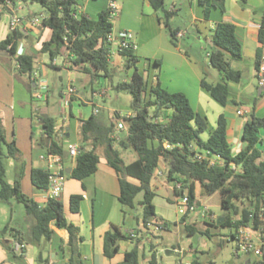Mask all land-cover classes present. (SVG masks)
Wrapping results in <instances>:
<instances>
[{
    "label": "trees",
    "instance_id": "1",
    "mask_svg": "<svg viewBox=\"0 0 264 264\" xmlns=\"http://www.w3.org/2000/svg\"><path fill=\"white\" fill-rule=\"evenodd\" d=\"M11 2L12 5L36 3L43 8L45 15L41 21V28L49 29L51 35L48 41L41 43L39 54H47L52 62L60 55L61 50L65 49L70 57L72 69L82 68L83 72L91 77L110 76L109 46L106 37L113 26L107 10L101 11L96 19H90L77 12L75 0H11ZM149 2L158 20L162 21L170 43L176 46L175 33L178 30L171 29L168 22L174 13L164 8L163 0ZM245 2L246 0H239L241 5ZM224 3L225 0H199V4L205 6V17H208L210 7H216L223 13ZM263 36L264 22L259 29L260 43H263ZM65 37L67 41L64 40ZM21 38L23 35L17 29L10 31L0 41V51L10 54L15 60L18 74L25 75L30 80L34 71L35 55L26 51L17 55L18 41ZM210 40L208 64L219 73L220 78L214 83H208L201 78L200 84L215 102L225 106L231 100L229 83H238L241 79V72L231 67V62L242 60L241 44L235 36L234 25L226 22L215 25ZM120 55L125 67L133 69V72L128 81L119 82L112 87L131 96L130 108L134 112V116L123 118V123L127 127V137L122 148L130 146L137 158L125 164L121 156V142L116 144L114 139L116 125L91 116L81 124L83 142L79 145L71 172H66L67 179L81 181L95 173L99 162L95 147L104 144L105 161L118 177V202L121 205L123 221L128 210H136L135 198L141 194L142 199L138 205L141 207L142 228L148 230L146 225L152 224L160 231L170 230L173 223L163 220L155 213L153 204L155 193L151 188L154 171L163 162L166 166V180L172 185L179 183L181 186L175 191L177 196L187 195L190 203H196L197 185L203 194H220L221 206L227 211L220 227L234 228L235 234H231V238L235 241L240 227L255 230L261 228L264 224V163L258 162V159L261 156L259 131L264 128V117L257 116L252 106L240 135L244 148L232 154L227 140V121L224 115H219L215 129L206 140H202L200 135L206 131L207 124L205 119L194 111L188 98L181 92L163 89L157 81L149 86L136 68L138 59L135 52L120 51ZM263 60L262 49H257L255 61L257 69ZM168 110L171 111V115L163 118L162 113ZM37 117L43 129L39 147L44 151L63 155L64 151L54 137L52 119ZM88 145H91L89 150ZM197 154L218 157L220 163L210 166L207 159L196 160ZM3 157L19 161L20 153L14 140L6 142L0 117V201L8 203L11 199L16 200L24 206L26 215L33 219L28 232L13 229L8 224L0 230V242L6 251L7 259L13 264H22V260L26 258L27 245L40 244L42 240L51 241L54 238L58 241L60 253L66 254L64 264H83L80 254L83 238L79 229L65 218L62 202L47 197L39 203L22 193L20 180L8 184L5 181ZM127 178L136 180L138 184L129 182ZM30 182L36 189L46 190L47 172L41 168H33ZM81 199V195L78 194L70 196L69 210L72 213L79 211ZM186 216H182V223L185 222ZM54 228L65 231L67 236L65 243L55 233ZM185 230L188 234L196 231L194 227L188 225H185ZM122 240L131 238L121 233L117 227L107 231L103 238L104 256L111 259L118 252L119 242ZM139 242L135 241L133 247L124 252L123 261L118 264H138L142 257ZM15 243L20 245L19 251H15ZM38 260L42 264H47V260H43L41 254ZM148 264H158L155 254H151ZM193 264L197 262L193 261ZM252 264H264V259L255 260Z\"/></svg>",
    "mask_w": 264,
    "mask_h": 264
},
{
    "label": "crops",
    "instance_id": "2",
    "mask_svg": "<svg viewBox=\"0 0 264 264\" xmlns=\"http://www.w3.org/2000/svg\"><path fill=\"white\" fill-rule=\"evenodd\" d=\"M80 1L82 7L76 2L77 12L90 19H96L101 11L107 10L109 3V0L102 1L99 5H96V0ZM173 1L179 2L180 7H188L190 26L195 29L198 34L196 36L197 41L203 40L208 47L210 45L208 41L210 40L211 32L217 23L226 22L235 27V36L241 44L242 60L231 62V67L241 72V79L238 83H229L231 100L227 102L225 106H221L215 102L201 87L200 82L202 76L200 74V66L196 64L186 51H181L179 39L185 37L186 30L180 27L173 29L184 32L183 37L176 38L177 45L173 46L170 41L167 40L165 27L162 21L158 20L149 0H121L120 3L117 2L120 9L116 15V19H113L115 23V26L112 24L113 31L129 30L134 34V39L137 43V51L135 54L138 59L136 68L138 65L145 62L147 63V67H152L155 73L154 77L148 80L149 86L154 85L157 81L163 89L169 92H181L188 98L194 111L206 121L207 129L200 135L202 140H206L210 132L215 129L219 115H224L227 121V140L230 144L232 154H236L244 148L240 135L243 124L246 122L252 110V106L257 116L264 117V86H260L258 83L257 67L255 64L257 49H262V53L264 54V36L263 43H260L258 39L260 25L264 22V0H246L244 5H241L239 0H225L224 12L222 13L216 7H210L208 17H205V6L200 5L199 0ZM174 2H172L169 9H167L174 13L173 16L177 14L176 3ZM26 6L27 4L16 3L12 5V9L2 7L0 11H4L8 14V23L12 13H15L20 18L21 25H19L17 30L23 35V38L19 39L18 46L22 47L24 52L34 53L33 74L37 73L45 78L47 90L43 100L37 102L34 98L36 82L33 74L30 80H28L26 76L25 80L15 79L14 74L15 71H17V66L14 58L7 52L0 51V117L4 127L5 140L6 142L14 140L17 148L24 137L27 138L29 142V134L32 131H37V134L41 137L43 135L42 126L40 124L39 129L33 128L31 126L32 118L35 117L40 123L37 116L43 118L49 117L53 121V127L58 128V132L54 134V137L64 151V147L68 143H73L78 146L82 144L81 124L83 121L91 116H96L100 119L99 115L101 109L98 101L100 99L106 100L109 98L107 93L108 79L103 76L91 77L87 73H84L82 68L72 69L69 62L70 57L64 49L61 50L59 55V57L63 59L61 65L57 63V57L52 62L50 61V64H45L38 51L41 43L49 40L51 32L49 29L41 28V25L36 27L29 26L30 19L34 17L32 12L29 11L28 13L20 15L17 13L18 11H23ZM137 8H139V13L136 12ZM41 15H45L44 10ZM113 21L111 19V23ZM7 26L8 30L5 32L4 38L10 32L9 25ZM1 37L2 30L0 31V38ZM110 49L109 65L111 72L115 67H125L124 60L117 50V47L113 45ZM208 52L209 48L205 50L207 59ZM154 61L157 63L155 64ZM206 65L209 66L208 63H206ZM56 71L65 74L66 86L71 84L76 88V95L68 105L62 104L60 99L65 89L64 86H61L57 96H55L52 90L53 81H55L53 80V73H56ZM54 76L56 79L55 74ZM155 76H157V78H155ZM77 79L85 83V86H83V89L86 91L85 96L82 95L79 87H77ZM93 83H95L96 86H93ZM51 95L54 96L55 99H52ZM115 100H119L117 94L115 95ZM248 100H251L252 103L251 106L247 107L245 104ZM238 110L243 114L237 115ZM95 111H97L96 114ZM110 111L112 115L106 123L113 122L116 125L114 139L116 144L121 142L120 146L122 148L127 137V127L122 123L121 128L117 129V124L124 117L134 116V112L130 108V105L121 109L112 108ZM53 114H55V116H51ZM170 115V110L162 113L163 118L169 117ZM259 136L261 138V144L259 145L261 156L258 162L264 163V128L260 129ZM104 147V144H98L95 147V154L99 157L96 172L81 181L67 179L59 199L61 201L62 197L65 198L66 202L64 204L62 203L64 216L68 222L74 224L79 229V233L83 238L80 244V254L83 264H118L123 261L124 252L128 250L126 244L119 243L118 252L111 259L106 258L103 254V238L105 233L112 230L113 227H117L122 233L120 226L121 223L124 222L121 205L118 202V177L115 171L107 165L105 159H101L100 157V155L104 156ZM90 148L91 145H88L87 149L89 150ZM43 151L44 150L40 148L35 155L33 149L31 150V148H29V157L32 159L28 169L29 178L33 168L46 170V163L39 160V155ZM64 164L67 171L69 168L72 169L74 160L66 157L64 158ZM158 168L166 171V166L163 162L159 164ZM127 180L133 184H138L137 181L132 178H127ZM151 188L155 193L153 204L155 213L158 217L173 223L174 227L183 224L184 226H192L196 230L193 224H188V219L191 214L187 215L185 222L182 223V217L177 215L176 209L175 214L172 215L166 205H163L164 201L174 205V201L177 198L173 185L169 183L165 177H153L151 179ZM35 189L32 190L33 197L41 198L39 195L41 191L44 194L43 202L47 198L46 191L39 189L35 191ZM74 194L81 195L82 197L79 202V211L77 213H72L69 210V198ZM158 198L159 204L157 207L156 200ZM141 199L142 195L138 194L135 198L136 210H134V212L139 211L140 214L141 207L138 205V202H140ZM195 201L198 207L195 215L198 218L209 219V223L217 229L222 228L220 227L222 222L220 225H217V220L213 224L215 220L210 219L208 216L202 217L198 212L201 209V205L197 200ZM158 208L160 212H158ZM138 220L140 221L139 225L142 227L141 219L138 218ZM203 224L208 225L206 222ZM228 228H230V232L228 235H224V238H230L235 242V240L231 238V234H235V229L231 227ZM54 231L65 243L67 239L65 231L55 228ZM159 232H164V230ZM202 233L207 237L212 236L208 229ZM126 235L131 238L132 242L140 241L139 252L142 254V257L138 264H148L152 253L155 254L158 264H161V253L166 255L175 254V256L178 257L176 264H193V261H196L192 251L186 252L185 257V252L180 248L172 247L171 250L164 247L158 248L156 246L157 244L143 236L141 230L126 231ZM6 239L9 238L6 237ZM144 241L150 246L148 254L145 251ZM65 255V252L60 253L59 251L58 260L55 261L53 259L57 256L53 254L51 259L47 260V264H64L66 261ZM184 257L189 260H185ZM243 257L244 261L242 264H252L254 259L259 260L251 254L243 255ZM6 259V251L0 242V264H10L6 262Z\"/></svg>",
    "mask_w": 264,
    "mask_h": 264
},
{
    "label": "rangeland",
    "instance_id": "3",
    "mask_svg": "<svg viewBox=\"0 0 264 264\" xmlns=\"http://www.w3.org/2000/svg\"><path fill=\"white\" fill-rule=\"evenodd\" d=\"M102 1L105 0H96V5H99ZM118 3H120L121 0H116ZM164 1V8L167 10L171 6V3L174 2L173 0H163ZM77 4L82 7V3L80 0H76ZM176 3V12L174 16L170 17L168 19L170 28L174 29L176 27H180L182 29L186 30L185 37L183 39H179L180 48L181 51H186L187 54L196 62L198 66H200V74L202 78L206 80V82L214 83L217 82L220 78L219 73L212 67L206 65L208 63V59L206 58L205 50L208 48V46L204 43V41H197V32L195 29L191 28L190 26V14L188 7L183 6L180 7L179 2ZM139 8H137L136 12L139 13ZM29 11L32 12L34 18H37L39 21L42 19L40 16L43 8L36 3H28L26 8H24L23 11H18L17 13L23 14L28 13ZM160 16L162 14L160 13ZM116 19V16L112 18ZM113 26H115L114 21L112 22ZM8 14L6 12H1V20H0V31L2 30V37L0 40L4 39L5 32L8 30ZM166 31V30H165ZM167 33V31H166ZM167 40L169 41V36L166 34ZM40 57L44 61L45 64H50V59L47 54H40ZM57 63L59 65L62 64V57H57ZM139 73L144 77V79L148 82V80H151L154 77V71L152 67L148 68L147 63L143 62L142 64L137 66ZM44 70V69H43ZM111 71V69H110ZM133 72V69H127L126 67H115L112 72H110V76L107 78V93L109 95V98L106 100H99L98 104L100 106V119L103 122H108L109 118L112 115V112L110 111L112 108L114 109H121L123 107H128L130 105L131 96L124 92V91H116L110 86H115L117 83L123 81V80H129L130 76ZM56 75V79L55 76ZM15 79L17 80H25V75L18 74L17 71H15ZM58 77V78H57ZM53 92L55 96H57L58 91L60 90L61 86H64L66 88V79L64 73H53ZM154 80V79H153ZM77 87H79L80 92L82 95L85 96V89H83L85 86V83L77 79L76 81ZM93 86H96L95 83H93ZM87 92L89 93L88 89ZM119 96V100H115V95ZM52 99H55L54 96H52ZM252 101L248 100L245 106H251ZM55 116V114L51 115ZM244 119V118H241ZM248 119V118H247ZM31 126L35 129L40 128V123L38 120L33 117ZM38 132L32 131L29 134V142L27 141V138H23L19 144L18 150L20 153V159L19 161H16L10 157H3V164L5 168V181L8 184H12L15 180H20L21 185V191L26 196H29L31 198H34L37 202H42L44 199V194L40 191L39 195L41 198L33 197L32 190L33 188L30 178L28 175V169L30 166V161L32 160L29 157V148L31 150L33 149L34 154L36 155L37 151L40 150V147L38 145L40 135L37 134ZM29 145V147H28ZM118 147V146H117ZM121 150V156L125 164H128L129 162L135 160L137 158L136 153L134 150L127 146L125 148H120ZM32 153V152H31ZM4 154H6V150L4 149ZM100 155V154H99ZM34 156V155H33ZM101 159H105L104 156L100 155ZM35 191H38L35 189ZM196 200L201 205V207H206L209 214H212L215 217L216 222L217 218H223L227 211L222 208L221 206V198L219 193H214L211 195H206L202 193V190L200 186L198 185L196 188ZM61 202L64 204L65 198H61ZM157 207L159 204V198L156 200ZM166 205L169 212L172 213V215L175 214V207L172 204H169V202L164 201L163 205ZM158 212H160V209H157ZM178 215V214H177ZM197 217L195 213L191 214V216L188 219V224H193L196 227V231L193 234H188L185 230V226L183 224L178 225V227H174V225H171L170 230L164 231V232H157L153 231L151 229H143L139 224L140 221L138 218H140V212L139 211H127L126 217L124 219V222L121 223V231L123 234H126V231L131 230H141L143 232V236L147 237L148 239L152 240L153 243L157 244L156 246L158 248L164 247L168 250H171L172 247L180 248L183 252L192 251L194 258L198 264H242L244 261L243 255H240L239 257H235L233 250L235 246V242L231 240L230 238L225 239L224 235H228L230 232V228L228 227H222V228H215L212 226V224L209 223V219H203V218H195ZM206 222L208 225L203 224ZM8 224L9 227L13 229H18L23 232H28L30 227L33 224V219L31 217H28L25 213L24 206L17 202L14 199H11L8 203H4L0 201V230ZM208 229V231L212 234L211 237H207L203 231ZM51 241H45L42 240L40 244H29L26 248V258L22 260V264H42L38 260V256L41 254V258L43 260H50L52 255H57L55 258H53L55 261L58 260L59 256V250H58V241L54 238ZM121 244H126L128 247V250H130L134 242L132 240H125L120 241ZM144 247L145 251L148 254L150 246L148 243L144 241ZM57 251V252H56ZM161 257V264H176L178 257L175 256V254L166 255L164 253L160 254ZM184 257V258H185ZM7 258V254H6ZM185 260H189L186 259ZM191 260V259H190ZM255 261V259H254ZM6 262L11 263L8 259H6Z\"/></svg>",
    "mask_w": 264,
    "mask_h": 264
},
{
    "label": "built area",
    "instance_id": "4",
    "mask_svg": "<svg viewBox=\"0 0 264 264\" xmlns=\"http://www.w3.org/2000/svg\"><path fill=\"white\" fill-rule=\"evenodd\" d=\"M2 7L7 9H12V2L11 0H0V10ZM119 5L116 0H109L107 11L109 19L111 20L113 17H115L119 12ZM43 18V15H41ZM42 19L39 21L37 18H31L29 21L30 27H36L38 25H41ZM19 25H21L20 18L15 14L12 13L10 16L9 21V30L12 32L19 28ZM184 32L177 31L175 33L176 38L183 37ZM74 38V37H73ZM65 41H67V38H64ZM106 42L109 46L108 55L111 54V49L113 45L117 47V50L120 51H137V43L134 39V34L129 30H120V31H113V29L110 31V33L106 37ZM64 51H66L64 49ZM24 53V50L22 47L18 46L17 55H21ZM36 89H35V100L37 102L42 101L45 95V92L47 90V82L45 78H43L42 75L34 73L33 74ZM257 77H258V83L260 86H264V61L260 64V66L257 69ZM76 95V88L69 84L66 86V88L63 90L61 94V102L64 105H68L72 98ZM97 111H95V114ZM243 113L238 110L237 115H242ZM123 123V118L118 122L117 129H120ZM54 134L58 132L57 127H53ZM64 152L67 153V158H70L72 160H75L76 156L79 152V146L73 143H68L64 147ZM195 159L198 161H202L204 159L208 160V163L210 166L215 165L217 163H220V159L218 157H206L205 155H195ZM39 160L44 161L46 163V172L48 174V186L45 190L47 193V197L51 199H60L61 194L64 189L65 182L67 180L66 177V166L64 164V157L61 154L53 153L50 151H43L39 155ZM153 177H165V171L157 168L154 171ZM180 184L175 183L173 185L174 191L180 189ZM176 213L179 216H185L190 215L193 213H197V205L195 203H190L189 198L187 195H179L174 201ZM199 214L202 217L208 216L210 219L214 220L215 217L208 213L206 207H201V209L198 211ZM147 229H151L153 231L159 232L160 229L152 224L146 225ZM15 251H19L20 245L15 243L14 244ZM234 256L239 257L240 255H247L251 254L254 257L258 259H264V224L259 229H252L249 227H240L237 231L236 235V241L235 246L233 250ZM184 264H191V263H184Z\"/></svg>",
    "mask_w": 264,
    "mask_h": 264
},
{
    "label": "water",
    "instance_id": "5",
    "mask_svg": "<svg viewBox=\"0 0 264 264\" xmlns=\"http://www.w3.org/2000/svg\"><path fill=\"white\" fill-rule=\"evenodd\" d=\"M208 43L211 45V40H209ZM63 157H64V158L67 157V153H66V152H63ZM71 170H72V169L69 168V169H67L66 172H67V173H70ZM221 222H223V218H218L216 224H217V225H220Z\"/></svg>",
    "mask_w": 264,
    "mask_h": 264
}]
</instances>
